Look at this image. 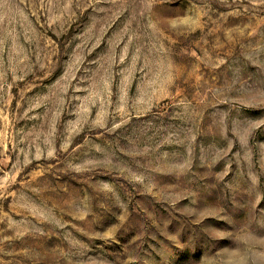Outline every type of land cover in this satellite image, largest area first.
<instances>
[{
  "label": "rangeland",
  "instance_id": "374dc122",
  "mask_svg": "<svg viewBox=\"0 0 264 264\" xmlns=\"http://www.w3.org/2000/svg\"><path fill=\"white\" fill-rule=\"evenodd\" d=\"M0 264H264V0H0Z\"/></svg>",
  "mask_w": 264,
  "mask_h": 264
}]
</instances>
